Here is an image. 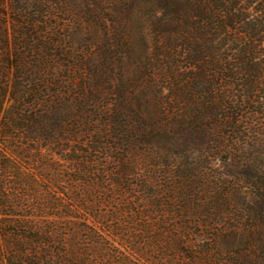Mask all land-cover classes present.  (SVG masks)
Wrapping results in <instances>:
<instances>
[{
  "label": "trees",
  "instance_id": "1",
  "mask_svg": "<svg viewBox=\"0 0 264 264\" xmlns=\"http://www.w3.org/2000/svg\"><path fill=\"white\" fill-rule=\"evenodd\" d=\"M0 264H264V0H0Z\"/></svg>",
  "mask_w": 264,
  "mask_h": 264
},
{
  "label": "rangeland",
  "instance_id": "2",
  "mask_svg": "<svg viewBox=\"0 0 264 264\" xmlns=\"http://www.w3.org/2000/svg\"><path fill=\"white\" fill-rule=\"evenodd\" d=\"M70 1H73V2H75L76 0H70ZM219 165H220V164H217V165L215 164L214 166H215V168H218V167H219Z\"/></svg>",
  "mask_w": 264,
  "mask_h": 264
}]
</instances>
